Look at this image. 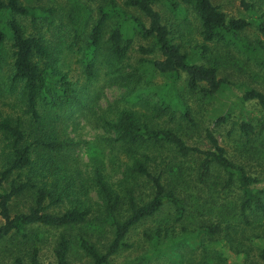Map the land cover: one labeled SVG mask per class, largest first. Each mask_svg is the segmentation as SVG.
Instances as JSON below:
<instances>
[{"label":"trees","instance_id":"trees-1","mask_svg":"<svg viewBox=\"0 0 264 264\" xmlns=\"http://www.w3.org/2000/svg\"><path fill=\"white\" fill-rule=\"evenodd\" d=\"M68 1L65 17L71 40L63 47L46 36L52 28H61L55 26L52 9L21 0H0V106L10 109H0V240L13 235L27 238V230L33 226L61 229L53 247L55 262L50 264H71L72 244L88 264H112L114 256L131 247L127 241L130 232L164 206H172L173 223L184 219L180 174L189 168L185 161L191 156L199 159L196 187L211 180L225 199L224 191L235 186L241 193L236 208L240 221L249 226V214L264 218L261 179L228 158L212 129L204 131L208 148L203 149L190 145L176 128L183 122L191 128L197 126L188 97L208 101L237 86L227 76H220L223 62L212 54L209 44L239 50L264 71V12L228 17L214 0H124V8L109 0L97 9L92 8L94 0ZM241 4L253 13V3L241 0ZM160 7L184 20L191 13L198 21L202 43L186 46L180 23ZM249 29L260 38L248 40L245 32ZM135 38L150 42L148 47H140L143 55L158 57L142 59L141 65L129 66L125 74L119 62ZM64 49L77 55L84 87L64 70L60 58ZM106 66L110 73L125 75L122 80L131 83L136 79L125 86L131 107L139 105L147 111L122 109L114 120L101 119L102 127L114 135L104 137L106 144H118L130 160L112 182L104 174V164L93 155L84 172L72 164L69 153L75 141L58 127L62 114L80 105L82 90H88L99 69ZM148 72L150 79L141 83ZM152 76H161L163 81L155 85ZM238 88L239 115L234 119L229 113L219 115L214 125L231 122L238 126L240 137L259 136L264 131V92L244 84ZM14 93V102L1 100ZM247 101H256L262 111L245 113L243 103ZM158 121L168 125L159 126ZM164 144L175 151L176 159L156 153ZM231 224L227 220L202 223L199 230L226 239L230 232L223 231ZM170 234H174L172 228L157 223L153 233H143L150 250L125 264L148 263L160 252V238ZM94 236H101L104 243L93 241ZM36 241L20 250L10 264H43ZM260 257L264 262V248Z\"/></svg>","mask_w":264,"mask_h":264},{"label":"rangeland","instance_id":"rangeland-1","mask_svg":"<svg viewBox=\"0 0 264 264\" xmlns=\"http://www.w3.org/2000/svg\"><path fill=\"white\" fill-rule=\"evenodd\" d=\"M23 3L50 8L53 10L55 26H61L59 29L53 28L46 32V36L52 42L67 46L70 42V34L67 33L66 11L69 8L68 0H21ZM109 0H94L92 8L97 9L99 6L105 5ZM119 7L124 8V0H114ZM220 6L222 11L228 17H252L260 15L264 12V0H245L253 3V13L245 11L241 4V0H214ZM160 10L175 20L179 25L180 33L186 41L185 45L193 47L202 43L199 36L198 21L190 13L187 19H181L177 15L169 12L168 9L160 7ZM132 13H134L132 11ZM29 21V20H28ZM65 30V33L62 31ZM248 40L254 41L258 36L253 29L245 32ZM264 40V39H263ZM150 42L145 39L135 38L132 48L128 52L120 65L126 74L130 71L129 66H139L144 58H157L153 54L143 55L140 47H148ZM212 54H215L223 62L224 68L221 67L220 76H227L237 86L230 90H224L215 98L208 101H200L198 97H188L191 110L195 116L196 127L191 128L187 123H181L182 127L176 128L181 132L182 137L187 140L190 145L199 146L207 149L208 145L204 140V131L212 129L219 144L224 147L227 156L237 164H242L251 176H258L260 184L264 186V131L259 136L252 135L250 137H240V131L237 125L228 122L223 125L215 124L214 120L217 116L229 113L232 118L239 115L240 104L238 85H246L249 88H255L264 92V71L253 61L248 59L247 55L239 50L233 49L222 44H209ZM63 68L69 73L72 80L78 82V86L84 87L83 75L80 71V65L77 62V55L66 52L64 49L60 55ZM117 63V64H119ZM110 67H102L99 69L96 79L88 85V90H82L80 95L81 103L73 110H67L62 114L61 122L58 124L59 129H64L68 138L75 141V145L69 153L72 156L71 162L76 168L82 172L86 169V163L89 162L91 156H95L99 162L104 164V174L112 182L115 178H119L121 170H123L130 160L120 150L118 144L107 145L104 137L114 136L112 133L103 128L101 119L114 120L122 109H133L137 112H146L145 107L136 105L131 107V99L127 93L125 86H131L136 83V79L130 83L123 76L110 73ZM141 70V69H140ZM150 79V73L143 75L146 82ZM163 81L161 76H152V83L159 85ZM138 82V80H137ZM151 83V84H152ZM182 85V84H181ZM135 86V85H134ZM4 84H1V88ZM180 88V86H179ZM181 86L180 89H182ZM88 91V92H87ZM15 93L10 96H3L1 100L11 102L16 99ZM244 111L259 113L260 106L256 101H247L243 103ZM4 106H0V109ZM264 115V112L262 113ZM149 115V113H148ZM98 118V119H97ZM104 121V120H103ZM254 123V122H253ZM159 126H167L163 121H158ZM167 145H162L159 156L175 158L178 157L175 151L170 150ZM76 157V159H75ZM75 162L79 163L78 166ZM197 156H191L186 159V165L189 168H183L180 174L182 181V196L185 198V217L182 221L173 223L174 210L172 206H164L155 217L138 224L129 234L128 242L130 248L121 250L112 258V264H125L130 262L134 257L144 254L150 250L149 243L145 240L143 233L145 231L153 233L157 223L167 225L169 229L174 230V234H170L169 238H160V252L157 256L146 264H264L260 254L264 248V218L261 215L249 214L251 225H244L238 218V204L240 202V190L235 186L231 190L224 191L225 199H223L220 191H216L208 181L206 186L196 187L194 184L195 171L198 162ZM79 170V171H80ZM80 171V172H81ZM83 175H86L83 173ZM173 178H175L173 176ZM227 220L231 222L232 227L223 231L230 232L228 236L222 238L221 235L213 237L206 236L199 230L202 223L218 222ZM2 221L0 217V222ZM225 223L223 224V227ZM61 229H51L47 227L37 228L33 226L27 230L28 237L22 238L19 235H13L0 240V264H10L14 256L20 250L26 249L30 242L37 240L40 248V260L43 264L55 262L53 247ZM108 233H105V238ZM183 237L180 241L178 238ZM104 238V239H105ZM172 238L173 242L168 240ZM198 238V241L195 240ZM93 241L101 245L105 240L94 236ZM223 244L226 247L223 248ZM212 245V246H211ZM221 247H220V246ZM69 262L71 264H88V259L82 254L78 246L72 244L69 252Z\"/></svg>","mask_w":264,"mask_h":264}]
</instances>
